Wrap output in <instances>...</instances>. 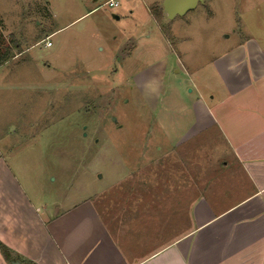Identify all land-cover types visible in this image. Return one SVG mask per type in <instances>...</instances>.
<instances>
[{"label":"rangeland","instance_id":"obj_1","mask_svg":"<svg viewBox=\"0 0 264 264\" xmlns=\"http://www.w3.org/2000/svg\"><path fill=\"white\" fill-rule=\"evenodd\" d=\"M105 1L0 0L4 41L19 44L0 66L1 149L29 192L54 206L90 200L120 229L181 212L184 232L182 181L201 197L230 160L214 129L194 137L190 82H217L215 57L247 36L264 41V0H205L172 20L163 11L161 23L151 8L163 0Z\"/></svg>","mask_w":264,"mask_h":264},{"label":"crops","instance_id":"obj_2","mask_svg":"<svg viewBox=\"0 0 264 264\" xmlns=\"http://www.w3.org/2000/svg\"><path fill=\"white\" fill-rule=\"evenodd\" d=\"M212 65L217 82L198 74L190 82L196 93L190 108L192 133L196 137L214 129L223 144L220 154L230 160L224 164L222 183L212 185L201 197L197 186L192 191L182 181L181 190H189L187 230L182 231L181 212L172 214L176 215L172 220L157 214L134 216L120 229L90 200L66 209L54 206L29 192L0 145V244L19 258L14 261L264 264V41L247 36L227 47ZM167 99L164 117L173 110L170 97ZM159 120L165 130L162 116ZM167 222L171 226L168 234ZM151 223L154 227L148 232ZM156 226H164V232ZM14 261L9 263L0 250V264Z\"/></svg>","mask_w":264,"mask_h":264},{"label":"trees","instance_id":"obj_3","mask_svg":"<svg viewBox=\"0 0 264 264\" xmlns=\"http://www.w3.org/2000/svg\"><path fill=\"white\" fill-rule=\"evenodd\" d=\"M151 13L153 17L158 21L162 22L163 18V9L158 8V7H152L151 8ZM168 33V31H167ZM166 34V33H165ZM19 44L17 41L12 39L9 43H5L4 38L2 36V33L0 31V66L6 63L8 60L11 58L15 57L16 54H14L15 50H18ZM0 250L1 253L3 254L4 258L11 263L14 260H19L17 256L13 254V251L10 250L7 246L4 244H0ZM26 264H35L32 262H25Z\"/></svg>","mask_w":264,"mask_h":264},{"label":"water","instance_id":"obj_4","mask_svg":"<svg viewBox=\"0 0 264 264\" xmlns=\"http://www.w3.org/2000/svg\"><path fill=\"white\" fill-rule=\"evenodd\" d=\"M200 3H205V0H164L162 8L167 18L172 20L178 15L183 16L188 11L195 9ZM114 120L116 119L114 118ZM12 264H20V262L14 261Z\"/></svg>","mask_w":264,"mask_h":264},{"label":"built area","instance_id":"obj_5","mask_svg":"<svg viewBox=\"0 0 264 264\" xmlns=\"http://www.w3.org/2000/svg\"><path fill=\"white\" fill-rule=\"evenodd\" d=\"M104 6H109L111 8H116L119 6V2L117 0H106ZM47 45H51V42H47Z\"/></svg>","mask_w":264,"mask_h":264}]
</instances>
